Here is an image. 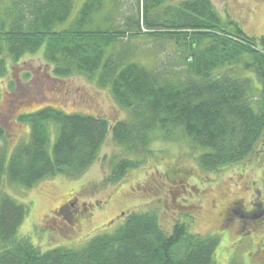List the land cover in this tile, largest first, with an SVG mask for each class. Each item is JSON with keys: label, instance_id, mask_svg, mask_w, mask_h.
Wrapping results in <instances>:
<instances>
[{"label": "trees", "instance_id": "obj_1", "mask_svg": "<svg viewBox=\"0 0 264 264\" xmlns=\"http://www.w3.org/2000/svg\"><path fill=\"white\" fill-rule=\"evenodd\" d=\"M143 2L138 10L143 9L142 15L104 29L92 25L102 1L87 0L78 18L57 30L68 22L74 0H12L6 18L14 21L7 32H0V68L6 51L17 60L21 53H35L45 45V58L56 64V75L73 69L90 76L99 72L100 84L111 86L118 105L129 109L132 118L110 126L99 116L68 114L51 106L21 115L20 122L31 124V141L8 159L0 149V188L4 175L26 188L56 173L81 175L98 159L110 130L115 142L129 150L146 148L153 132L184 134L204 150L198 165L208 173L244 165L264 144V36L252 38L238 22H223L211 0ZM127 36L174 43L183 66L179 79L131 63L128 52L118 46ZM246 73L256 75L259 87ZM50 123L58 126L52 150ZM3 130L0 127V135ZM139 165L121 160L107 182L121 183ZM260 195L261 190L250 211L240 205L233 212L245 223L261 221ZM96 202L95 207L101 206ZM27 215L26 205L0 193V264H216L217 238L194 237L183 223L168 235L155 212H125L114 232L93 235L83 248L45 253L17 238Z\"/></svg>", "mask_w": 264, "mask_h": 264}, {"label": "rangeland", "instance_id": "obj_2", "mask_svg": "<svg viewBox=\"0 0 264 264\" xmlns=\"http://www.w3.org/2000/svg\"><path fill=\"white\" fill-rule=\"evenodd\" d=\"M86 1L74 0L68 22L57 30L69 27ZM101 1L102 10L93 17L92 25L97 23L104 29L123 26L127 18L143 12L142 8L138 12L143 0ZM211 1L223 22H238L252 38L264 36V0ZM11 5L12 0H0L1 33L7 32L14 21L6 18ZM118 46L128 52L131 63L148 70L161 69L169 79H179L183 72L172 42L136 36L124 38ZM4 54L5 66L0 68V73L5 72L0 77V127L4 129L0 149L6 151L7 159L18 146L31 141V124L18 118L47 106L68 114L99 116L110 126L131 120V111L118 105L111 86L100 84L99 72L90 76L73 69L56 75V64L45 58V45L35 53H21L17 60L7 51ZM246 74L259 87L256 75ZM48 128L52 150L58 126L50 123ZM203 152L177 132L166 136L153 132L146 148L129 150L115 142L110 130L98 159L81 175L56 173L31 188L12 184L4 175L0 193L26 205L28 215L17 238L27 240L42 253L60 247L79 250L93 235L114 232L124 222L120 217L125 212H155L168 235L175 225L183 223L194 237L217 238L216 264H264V218L245 223L233 212L240 205L243 211H250L257 191L264 192V144L244 165L214 173L199 167ZM123 159L138 162L139 168L130 170L119 184L107 182L114 165ZM172 171L176 175L168 176ZM258 200L264 202V196H258ZM96 201L101 206L95 207ZM72 203L75 208L58 214L59 209ZM1 247L0 243V251Z\"/></svg>", "mask_w": 264, "mask_h": 264}, {"label": "flooded vegetation", "instance_id": "obj_3", "mask_svg": "<svg viewBox=\"0 0 264 264\" xmlns=\"http://www.w3.org/2000/svg\"><path fill=\"white\" fill-rule=\"evenodd\" d=\"M69 207H72V208L74 207L75 208V204L72 203L71 206H67V205L66 206H63L61 209L64 211V210H68Z\"/></svg>", "mask_w": 264, "mask_h": 264}]
</instances>
